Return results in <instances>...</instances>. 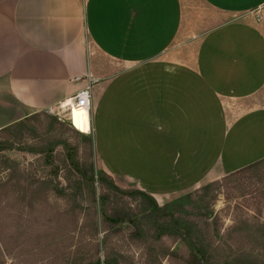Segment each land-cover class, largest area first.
<instances>
[{
	"label": "crops",
	"instance_id": "1",
	"mask_svg": "<svg viewBox=\"0 0 264 264\" xmlns=\"http://www.w3.org/2000/svg\"><path fill=\"white\" fill-rule=\"evenodd\" d=\"M200 1L231 19L172 57L183 0H0V130L67 120L89 74L94 151L120 188L164 203L263 159L264 0Z\"/></svg>",
	"mask_w": 264,
	"mask_h": 264
},
{
	"label": "rangeland",
	"instance_id": "2",
	"mask_svg": "<svg viewBox=\"0 0 264 264\" xmlns=\"http://www.w3.org/2000/svg\"><path fill=\"white\" fill-rule=\"evenodd\" d=\"M183 1L182 29L167 52L172 57L192 55L208 30L231 19L200 0ZM249 17L263 21L264 9ZM86 47L89 51L90 46ZM97 58L93 60L98 70L113 68ZM238 109L231 108L229 116ZM67 114L75 127L72 109ZM75 131L67 120L41 113L23 127L0 132V264H187L190 250L184 242L168 236L155 238L152 225L139 220L142 200L138 196L120 200L130 205L127 211L138 220V226L128 223L132 233L122 229L123 224L118 234L104 231L101 216L94 228L88 195L71 196L74 190H69V173L64 169L57 178L52 176L55 166L62 165L64 146L56 147L50 159L46 156L59 135L77 147L81 164L91 160L97 175L102 167L92 136L85 135L86 139ZM53 185L66 195H55ZM180 198L182 211L174 217L189 227L197 251L206 252L205 260L215 252L209 264H264V164L234 177H210L189 193L157 204L172 205ZM138 228L139 238H130Z\"/></svg>",
	"mask_w": 264,
	"mask_h": 264
},
{
	"label": "trees",
	"instance_id": "3",
	"mask_svg": "<svg viewBox=\"0 0 264 264\" xmlns=\"http://www.w3.org/2000/svg\"><path fill=\"white\" fill-rule=\"evenodd\" d=\"M29 119L30 117L5 127L0 130V132H11L17 128L23 127L24 123L29 121ZM86 136L82 135V137L88 139ZM58 146H64L65 155L61 160L62 165L55 166L52 176L57 178L59 172L64 169L69 173V176L66 177V181L69 183V190H74H70L72 192L71 196H80L83 198L84 193L88 195V200L93 209V224L95 229L98 226V216H101L100 225H102L103 230L110 231L112 234H118L121 231L120 226L126 222L138 226L139 223L137 218L135 216L133 217L130 212L127 211L130 205L127 203H120V200L138 196L142 200L139 205L141 207L140 214H142V217L139 220L144 222V224L152 225L157 233L156 235L158 236L154 235L155 238L159 239L164 236H168L184 242L190 250L187 264H209V261L212 262L216 258L214 256V252V254L210 253V256H208L209 260H205L206 252L201 250L197 251L195 248V242L191 239V231L189 227L184 224L181 225L182 223L176 221L174 214L182 211V205L179 204V201L183 198H180L178 203L176 202L171 205L170 202H166L162 207H159L157 202L150 195L142 191H129L116 186L112 178L109 177V175H107L102 169H100L96 175L95 167L94 164L91 163V160H89V164H81L78 158L77 147L72 146L71 143L61 138L59 135L55 136V139L51 142V146L46 151L48 159L51 158L53 155L52 153H54V149ZM262 164H264V158L224 177L237 176L245 171L259 167ZM96 186H99V189L96 188ZM51 188V191L57 196L66 195L65 192L59 191V187H57V185H53ZM187 193H189V191L182 194ZM182 194L173 197H178ZM139 236L140 229L138 228L136 232L129 237L139 238ZM248 263L251 262H247L246 264ZM97 264H100V262L98 261ZM226 264L232 263L226 261Z\"/></svg>",
	"mask_w": 264,
	"mask_h": 264
},
{
	"label": "built area",
	"instance_id": "4",
	"mask_svg": "<svg viewBox=\"0 0 264 264\" xmlns=\"http://www.w3.org/2000/svg\"><path fill=\"white\" fill-rule=\"evenodd\" d=\"M75 80L76 81L85 80L86 86L84 88L80 89L76 93V95L67 102L65 108H67V110H69V109L71 110L73 107L79 108V109H85L90 115V109H91L92 97H93V89L95 86H97L98 81H96L94 78H92L89 74H87L84 78H77ZM69 118H70V116H68L67 121L69 122L70 126L74 130L79 132L77 129H75V127H73ZM79 133H81V132H79ZM89 134H91V125H90V132L87 135H89Z\"/></svg>",
	"mask_w": 264,
	"mask_h": 264
},
{
	"label": "bare ground",
	"instance_id": "5",
	"mask_svg": "<svg viewBox=\"0 0 264 264\" xmlns=\"http://www.w3.org/2000/svg\"><path fill=\"white\" fill-rule=\"evenodd\" d=\"M73 113L76 117L75 127L84 135H87L89 131V113L85 109L72 108Z\"/></svg>",
	"mask_w": 264,
	"mask_h": 264
},
{
	"label": "water",
	"instance_id": "6",
	"mask_svg": "<svg viewBox=\"0 0 264 264\" xmlns=\"http://www.w3.org/2000/svg\"><path fill=\"white\" fill-rule=\"evenodd\" d=\"M122 229H124L125 231H128L130 233H132L134 231V229L128 223H124L122 225Z\"/></svg>",
	"mask_w": 264,
	"mask_h": 264
}]
</instances>
